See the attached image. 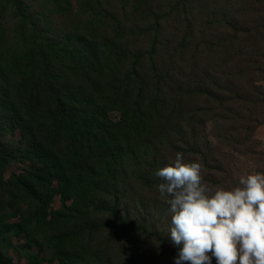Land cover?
I'll return each mask as SVG.
<instances>
[{
    "label": "trees",
    "instance_id": "trees-1",
    "mask_svg": "<svg viewBox=\"0 0 264 264\" xmlns=\"http://www.w3.org/2000/svg\"><path fill=\"white\" fill-rule=\"evenodd\" d=\"M7 5L15 9L16 16L21 19L20 31H25L27 22L33 21L25 0H7ZM131 5L124 18L125 24L101 5L99 11L104 15L105 22L116 27L118 36H114V40L119 39L122 32H127L126 35L133 42L151 39L147 51L127 52L136 58L130 73L125 76V83L131 80L135 86L131 93L132 101H128L125 95L115 99L113 89L95 108L94 116L97 115V118L82 117L73 110L76 106L69 104L76 103L73 96H78L85 86L81 84L74 92L70 87L61 85L54 73L56 65L52 72V64L44 50L39 51L44 72L36 81L37 84L27 88L26 82L22 85L23 90L16 93L12 108L16 116L24 120L23 133L29 142L24 143L28 144V149H19V153L24 155L25 162H40L43 165L40 170L30 167L23 174L13 177V181L34 197L33 216L36 215L38 199L45 203L36 213L42 212L43 219L50 216L53 198H38L36 189L45 186L51 188L54 173L60 174L58 176L69 184L66 176L69 172V185L79 193L86 186L95 188L97 193L109 194L107 184L116 185L114 179L111 183L108 173L98 174L93 169L87 176L82 172L77 174L75 170L83 169L86 164L92 168L89 163L95 161V153L89 154L86 147L96 132L111 130L108 123L115 125L109 114L116 105L129 104L131 110L128 115L129 131L115 135L120 153L124 150L123 139L125 145L131 148L130 140L134 138L137 151L147 141L142 140L141 135L152 134L163 128L164 146L172 153L192 156L197 162L202 158L203 165L212 173L226 176L221 182L217 175L212 179L207 176L204 182L212 183L213 188L229 183L231 171L228 160L231 154L225 152L226 148L245 149L248 154L259 155L255 133L264 125V0H134ZM31 38L38 39L34 33H31ZM78 40L79 43L67 51L70 56L74 57L78 53L79 44L109 47L108 41L101 42L100 37L93 40L82 35ZM158 44L161 49H168L161 61L157 60ZM146 56L148 66L141 70L138 67ZM91 60L98 64L102 62L100 54L94 55ZM31 69L30 65L26 70ZM120 89L125 90L123 83L117 84L116 90ZM29 119L33 123H29ZM209 125L217 129L212 135L219 139L217 144L213 143L208 132ZM221 127L226 128L221 130ZM27 128L29 133H26ZM58 144H66V149L60 147L59 154L54 152ZM4 146V143H0L1 166L17 155L14 151L6 152ZM46 149L48 152L44 155ZM33 152L38 153L34 155ZM259 152L264 155V150ZM52 160L61 169H57L58 166ZM261 162L264 172V158ZM2 168L0 184L9 188L11 184L5 180ZM46 175L50 176L48 180L43 179ZM81 176L86 179H81ZM157 179L160 183V179ZM145 186L152 189L156 184L152 181ZM83 194L88 198L84 205L78 202L70 205L64 199L63 211L72 210L75 212L74 217L78 218L80 215H89L92 224L100 219L98 229L103 235L111 232L110 227H114L118 234L127 237L133 227L141 233L139 244H145L149 241L146 237H151L150 240L160 241L162 246L172 245L170 227H167V231L160 229V233L157 230L156 212H151L149 216L150 229L145 226L150 224L146 219L141 220L137 228L131 216L116 211L113 202L95 204V198H91L87 191ZM106 218L112 220L106 221ZM145 233L147 236H144ZM110 236L114 234L111 232L106 239ZM114 244L121 245L123 242L115 239ZM37 257L33 253V259ZM212 262L216 264L215 258ZM0 264H15L6 261L1 250V238Z\"/></svg>",
    "mask_w": 264,
    "mask_h": 264
},
{
    "label": "rangeland",
    "instance_id": "rangeland-1",
    "mask_svg": "<svg viewBox=\"0 0 264 264\" xmlns=\"http://www.w3.org/2000/svg\"><path fill=\"white\" fill-rule=\"evenodd\" d=\"M132 3L134 0H25L28 14L33 21L27 22L25 31L21 32V19L16 16L15 9L7 5V0H0V143L5 144L6 152L14 151L17 154L7 164L0 165L4 167L2 169L5 172V180L11 184L9 188L0 184V238L1 250L6 261L15 264H175L174 257L177 256L179 249L173 244L165 247L160 241L150 240L151 237H146L149 241L145 244H139L138 238L141 233L136 232L133 227L127 237H123V234H118L114 230V227H110L115 237L110 236L106 239L111 232L103 235L99 231L100 219L92 224L89 215H80L78 218L74 217L75 212L72 210L63 211L64 199H67L70 205L73 202L84 205L85 199L88 201V198L83 193L87 191L91 198H95V204L113 202L116 211L131 216L137 228L138 223L146 219L150 224L145 226L150 229L151 212H156L159 233L160 229L167 231V227H170L169 206L158 193L159 180L155 172L172 162L175 153L164 146L163 128L153 131L152 134L141 135V139L147 141L137 151L134 138L130 140L131 148L125 145L123 139L124 150L119 152L120 145H117L115 135L127 133L130 129L129 104L116 105L109 114L115 125L108 123L111 130L101 129L94 134L93 139H90V144L86 148L89 154L95 153V161L89 163L92 168L86 164L83 169H75L77 174L82 172L87 176L93 169H96L98 174L108 173L111 183L114 179L116 184L115 186L107 184L109 194L97 193L95 188L86 186L79 193L69 185V172L66 174L69 184L58 176L60 174L54 173L51 188L45 186L43 189H36L38 198H53L50 216L43 219L44 214L36 213V210L45 202L38 199L36 215L33 216L34 197L13 181L14 175L19 176L30 167L35 170L43 167L40 162L33 164L25 162L24 155L19 153V149H28V144L24 143L29 142L23 133L24 120L18 118L12 108V102L17 98L16 93L23 90L22 85L27 82V88L35 86L39 76L41 77L44 72L39 51L47 52L52 72L56 65L54 73L61 85L70 87L74 92L81 84L85 86L78 96H73L76 103L69 104L75 105L76 109L73 110L82 117L91 119L97 105L101 104L104 96L110 95L113 89L115 99H121L125 95L128 101H132L131 93L135 86L131 80L125 83V76L130 73L136 58L127 52L147 51L151 39L133 42L126 35L127 32H122L119 39L114 40V36H118L116 27L110 22H105L104 15L99 11L101 5L125 24L124 18L132 8ZM31 33L38 39L31 38ZM82 35L93 40L100 37L101 42L107 40L109 47L79 44L78 53L74 57L70 56L67 51L79 43L78 38ZM167 51L168 49H161V45L158 44L157 60L161 61ZM96 54L101 55L100 64L91 60ZM147 57L139 69L148 66ZM30 65L32 69L26 70ZM119 83H123L125 90H116ZM203 103L204 101L201 102ZM28 122L33 123V120L29 119ZM225 128L221 127V130ZM208 132L213 143L217 144L219 139L212 136L217 129L209 125ZM26 133H29V128L26 129ZM255 142L258 150L263 151L264 125L256 131ZM61 146L66 149V144H58L54 147V152L59 154ZM259 151H257L259 155H251L245 149L226 148L225 152L231 154L228 160L231 175L229 183L226 182L223 186L227 188L238 186L241 175L264 173L261 162L264 155ZM47 152L48 149L44 150L43 154ZM37 153L33 152L34 155ZM216 155L221 158L219 152H216ZM183 158L185 161H196L192 156ZM202 161L201 158L199 163L202 164L203 180H206L207 176L214 178L217 174L205 167ZM52 163L58 166L53 160ZM57 169L61 168L58 166ZM142 175L145 176L141 177ZM49 177L46 175L43 179L48 180ZM216 177L221 182L226 176L222 174ZM81 179L86 178L81 176ZM152 181L156 187L148 189L145 184ZM205 183L214 187L210 182ZM36 187L39 185L36 184ZM114 217L116 218L115 215ZM110 220L112 218H106V221ZM144 236H147V233ZM115 239L122 241L123 244H114ZM33 253L38 255L36 260L33 259ZM172 253H175L174 257Z\"/></svg>",
    "mask_w": 264,
    "mask_h": 264
},
{
    "label": "clouds",
    "instance_id": "clouds-1",
    "mask_svg": "<svg viewBox=\"0 0 264 264\" xmlns=\"http://www.w3.org/2000/svg\"><path fill=\"white\" fill-rule=\"evenodd\" d=\"M201 173L180 152L155 172L179 249L175 264H264V173L241 175L231 188H213Z\"/></svg>",
    "mask_w": 264,
    "mask_h": 264
}]
</instances>
